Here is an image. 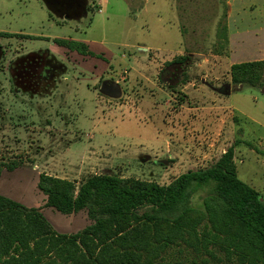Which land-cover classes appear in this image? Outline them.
Returning a JSON list of instances; mask_svg holds the SVG:
<instances>
[{
    "label": "rangeland",
    "instance_id": "rangeland-1",
    "mask_svg": "<svg viewBox=\"0 0 264 264\" xmlns=\"http://www.w3.org/2000/svg\"><path fill=\"white\" fill-rule=\"evenodd\" d=\"M82 3L81 11L64 15L45 0H0V101L6 114L0 113V125L8 124L0 131V161L26 166L0 177V195L42 206L39 176L58 173L56 167L76 181L104 171L167 185L210 166L237 141L238 177L264 198V87L235 86L230 75L231 62L264 56V0ZM225 12L231 15L227 43L218 38ZM56 40L82 43L91 55ZM51 76L49 87L43 80ZM50 88L51 97L45 95ZM182 105L216 107L222 122L212 125L222 128L220 149L167 146L169 117L179 115ZM45 214L61 234L91 223L85 212L48 208Z\"/></svg>",
    "mask_w": 264,
    "mask_h": 264
},
{
    "label": "trees",
    "instance_id": "trees-1",
    "mask_svg": "<svg viewBox=\"0 0 264 264\" xmlns=\"http://www.w3.org/2000/svg\"><path fill=\"white\" fill-rule=\"evenodd\" d=\"M227 18L225 12L218 34L225 43ZM56 41L91 55L82 43ZM230 75L235 86L262 88L264 60L234 64ZM237 144L168 185L107 173L81 181L41 174L43 206L0 195V264H264V198L239 179ZM23 164L0 162V176ZM48 208L85 212L91 223L58 233L44 214Z\"/></svg>",
    "mask_w": 264,
    "mask_h": 264
},
{
    "label": "crops",
    "instance_id": "crops-1",
    "mask_svg": "<svg viewBox=\"0 0 264 264\" xmlns=\"http://www.w3.org/2000/svg\"><path fill=\"white\" fill-rule=\"evenodd\" d=\"M228 4L230 6V12H231V8L233 6V3L231 1H228ZM64 17H66V16H64ZM228 18L230 20V18H231L230 13L228 15ZM228 29H229V25H228ZM181 53L182 52H179V54H181ZM259 60H264V56H262ZM255 61H257V60H255ZM232 65H234V64L231 62V67H232ZM43 81H46V85L49 84V87H52V85L54 86V77H52V76L50 79L48 78V79L43 80ZM43 81L39 85H42ZM55 82H56V80H55ZM116 83H118V82H116ZM34 84H36V83H34ZM187 84L191 85L192 82H189ZM53 94H54V90L51 88H50L49 93L47 91L45 92V95L49 96V97L53 96ZM215 96L220 98L221 94H217ZM194 97L196 100H198V98L200 96H194ZM203 102H204V100H203ZM1 103H2V101H0V113H2L1 118L2 117L5 118L6 114H4V112H3L4 108L1 106ZM177 114H179V115L169 117V121L173 124L172 125L173 128H172L171 132L169 133L170 138L166 142V144L169 148H184V149H197V148H199V149H203L205 147L207 150L216 151V150L220 149L222 147V145L225 143L221 137L223 134L222 128L220 127L219 130L217 129L216 125H218V123L215 126L212 125V122H214L216 120H221V122H222V118L218 117V115H217L216 107H210L209 108V107H205L203 105V106H200L197 108L196 107L192 108L189 106L185 107V105H182L181 109L179 110V113H177ZM183 114H185V115L183 116V119H181V115H183ZM187 114H188V116H186ZM179 117L181 119V125H180V123H178L180 120ZM185 118H187V121L185 120ZM5 121H6V119H5ZM182 124H184V125L182 126ZM220 124L221 123H219V125ZM7 126H8V124L5 125L4 127H3V125H0V131H4ZM181 130H183V131H181ZM177 132H179L180 134L183 133L185 135H187L190 132L192 134V136H188L187 139L185 137H182V138L178 137L177 138V136L174 135ZM193 134H194V136H193ZM214 134H215V136H214ZM230 146L231 145L228 144L224 148L223 153H225ZM0 162H9V160H1ZM149 162H151V161H149ZM151 164H153V163H151ZM142 165H143V163H142ZM156 166L160 167L159 164H156ZM23 167H26V166H23ZM23 167H20V168L14 170L12 172L4 171L1 174V176L5 175V174H16ZM37 167L38 166L36 165L35 168H37ZM80 169L81 168L77 169V172H79L81 174L82 171H80ZM55 171H58L59 174L58 173L49 174L48 172H44V174H47V175H50L53 177H57V178H61V179H66L69 181H76L77 180V178L70 179V178L64 176L66 174L65 171H68V170H64V173H63L62 169L59 170L56 167ZM98 173H106V172L97 171L94 174H98ZM113 175H115V174H113ZM137 179H139V178H137ZM141 180H144V179H141ZM146 181H151V180H146ZM44 203H45V200L44 201L42 200L41 205L43 206ZM36 207H38V206H36ZM44 214H45V210H44ZM45 216H46V214H45Z\"/></svg>",
    "mask_w": 264,
    "mask_h": 264
},
{
    "label": "flooded vegetation",
    "instance_id": "flooded-vegetation-1",
    "mask_svg": "<svg viewBox=\"0 0 264 264\" xmlns=\"http://www.w3.org/2000/svg\"><path fill=\"white\" fill-rule=\"evenodd\" d=\"M49 6L59 13L69 15V13L81 11L84 8L82 0H46ZM80 13V12H79Z\"/></svg>",
    "mask_w": 264,
    "mask_h": 264
},
{
    "label": "water",
    "instance_id": "water-1",
    "mask_svg": "<svg viewBox=\"0 0 264 264\" xmlns=\"http://www.w3.org/2000/svg\"><path fill=\"white\" fill-rule=\"evenodd\" d=\"M46 1V0H45ZM47 2V1H46ZM47 4L49 5V3L47 2Z\"/></svg>",
    "mask_w": 264,
    "mask_h": 264
}]
</instances>
